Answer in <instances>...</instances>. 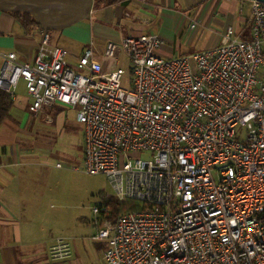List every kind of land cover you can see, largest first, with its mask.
<instances>
[{
	"label": "built area",
	"instance_id": "obj_1",
	"mask_svg": "<svg viewBox=\"0 0 264 264\" xmlns=\"http://www.w3.org/2000/svg\"><path fill=\"white\" fill-rule=\"evenodd\" d=\"M250 3V39L227 28L191 55L163 57V41L141 35L107 42L99 61L89 42L72 69L45 32L31 64L0 54V91L13 99L22 81L33 114L76 108L82 172L147 208L97 230L103 264H264V4ZM141 151L152 159L128 157ZM48 257L69 259V244L55 238Z\"/></svg>",
	"mask_w": 264,
	"mask_h": 264
},
{
	"label": "crops",
	"instance_id": "obj_2",
	"mask_svg": "<svg viewBox=\"0 0 264 264\" xmlns=\"http://www.w3.org/2000/svg\"><path fill=\"white\" fill-rule=\"evenodd\" d=\"M250 4L249 0H116L111 4L105 0H0V54L13 53L17 62L31 64L45 32L52 47L67 51L72 69L89 42L99 61L107 42L141 35L158 36L163 41L158 54L163 57L186 56L218 46L227 28L240 39H250ZM15 13L30 16L33 26L25 28L13 17ZM11 101L8 117L0 122V264H103L107 244L92 237L109 222L108 215L88 220L70 213L72 207L64 201L55 200L53 205L56 197L50 181L59 175L51 169H22L52 167L41 158L55 159L49 147L43 149L26 138L25 124L40 114L60 129L67 106L54 104L36 114L29 112L31 101L22 81ZM25 141L29 147L23 148ZM54 166L59 171L60 164ZM57 237L69 244L71 257L52 262L48 249Z\"/></svg>",
	"mask_w": 264,
	"mask_h": 264
},
{
	"label": "rangeland",
	"instance_id": "obj_3",
	"mask_svg": "<svg viewBox=\"0 0 264 264\" xmlns=\"http://www.w3.org/2000/svg\"><path fill=\"white\" fill-rule=\"evenodd\" d=\"M129 60L125 54L119 59V67L125 70L122 78V87L128 89V68ZM18 97V93L16 92ZM64 125L60 129L56 124L46 123L45 117L37 114L31 121L26 123L24 134L32 143L39 144L41 148L49 147L54 154L55 159L51 160L43 157V161H49L51 166H26L22 169L47 170L51 169L54 174H58V179L50 181L52 190L55 192L56 202L70 205V213L81 215L88 220H93L96 216L92 213V208L101 205L104 196H114V190L109 180L102 175H87L82 172L83 166V127L77 120V109L69 107L64 108ZM25 138V139H26ZM242 139V130L238 128V139ZM26 139V140H27ZM31 144V143H30ZM23 148L29 147L26 141ZM152 152L141 151L138 153H130L128 157L131 160L136 158L145 161L152 159ZM60 164L59 171H56L55 164ZM43 185L37 183V186Z\"/></svg>",
	"mask_w": 264,
	"mask_h": 264
},
{
	"label": "trees",
	"instance_id": "obj_4",
	"mask_svg": "<svg viewBox=\"0 0 264 264\" xmlns=\"http://www.w3.org/2000/svg\"><path fill=\"white\" fill-rule=\"evenodd\" d=\"M105 2L111 4L116 2V0H105ZM13 17L18 19L25 28L33 26L34 22L27 14L15 13ZM11 107L12 101L9 95L0 91V122L3 118L8 117ZM100 206H104L107 209V220L111 223H115L120 216L128 212L145 211L147 209L145 205L135 201L126 200L121 202L114 197L106 196L102 198Z\"/></svg>",
	"mask_w": 264,
	"mask_h": 264
},
{
	"label": "water",
	"instance_id": "obj_5",
	"mask_svg": "<svg viewBox=\"0 0 264 264\" xmlns=\"http://www.w3.org/2000/svg\"><path fill=\"white\" fill-rule=\"evenodd\" d=\"M249 1H252V0H249ZM254 1H257V2L264 4V0H254Z\"/></svg>",
	"mask_w": 264,
	"mask_h": 264
}]
</instances>
